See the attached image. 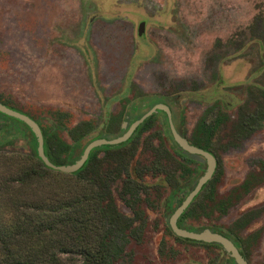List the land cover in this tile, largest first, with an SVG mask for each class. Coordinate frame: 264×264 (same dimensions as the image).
Segmentation results:
<instances>
[{
    "label": "rangeland",
    "instance_id": "374dc122",
    "mask_svg": "<svg viewBox=\"0 0 264 264\" xmlns=\"http://www.w3.org/2000/svg\"><path fill=\"white\" fill-rule=\"evenodd\" d=\"M143 95L172 106L187 140L197 121L222 113L210 146L220 193L253 170L264 176V0H0V100L68 125L92 121L97 134L111 137L129 122L128 100ZM162 120L159 113L138 152L158 142ZM6 125L0 119V152L28 154L29 134ZM197 159L180 188H193L203 174L206 163ZM90 173L99 183L97 171ZM113 193L130 216L120 190ZM149 205L147 223L135 225L142 240L126 243L121 264H228L222 247L175 236L161 200ZM188 222L234 228L247 263L264 264V180L222 216Z\"/></svg>",
    "mask_w": 264,
    "mask_h": 264
},
{
    "label": "trees",
    "instance_id": "16d2710c",
    "mask_svg": "<svg viewBox=\"0 0 264 264\" xmlns=\"http://www.w3.org/2000/svg\"><path fill=\"white\" fill-rule=\"evenodd\" d=\"M161 100L154 95L129 99L125 106L132 114L129 124L144 113L145 110L141 109L150 108ZM0 102L22 112L5 101ZM22 113L39 125L44 153L56 165L74 163L89 141L100 137L113 138L123 131L111 137L102 136L94 131L92 121L80 126L68 125L56 116L42 119L28 112ZM159 113L163 120L156 137L158 142L149 140L148 149L138 152L141 139L154 128ZM121 114L122 111L112 116L111 122H118ZM221 115L212 122L205 118L197 121L188 141L212 153V137L224 123ZM225 118L229 120L230 116L226 114ZM0 119L7 122L10 131L29 134L31 150L28 154L0 152V264H121L119 260L125 253L126 243L131 238L142 240L143 233H136L139 230L135 225L138 223L141 229L147 223L149 201L157 203L161 200L169 216L190 190L180 188L182 181L198 169L201 161L197 158L202 159L178 147L171 135L167 116L160 110L144 119L126 141L92 149L79 170L65 173L44 164L37 154L36 136L25 122L2 112ZM236 121L243 126L244 121ZM99 152H104L105 161L99 159ZM116 160L117 168L114 165ZM191 163L198 165L191 168ZM90 171H97L99 183L90 177ZM220 174L221 170L215 169L211 179L178 218V226L184 228L188 221L208 219L214 214L222 216L264 180V176L253 170L241 183L220 193L217 187ZM115 189L120 190L119 199L130 209V216L120 211L113 193ZM165 189L168 191L162 201ZM181 192L184 197L179 196ZM185 228L219 232L240 248L234 228L208 225L196 229L190 224ZM121 239L123 244L119 246ZM203 245L221 247L216 243ZM240 250L246 258L245 251ZM228 264H235L234 259H229Z\"/></svg>",
    "mask_w": 264,
    "mask_h": 264
},
{
    "label": "water",
    "instance_id": "95a60500",
    "mask_svg": "<svg viewBox=\"0 0 264 264\" xmlns=\"http://www.w3.org/2000/svg\"><path fill=\"white\" fill-rule=\"evenodd\" d=\"M143 27H144V22H141L139 24V35L141 34L140 29H142ZM158 110L164 111L166 113L171 135L175 143L178 145V147L182 151L188 154L200 156L206 163V168L203 174L199 177L193 188L189 190V192L182 200V202L176 207V209L168 217V225L172 233L175 236L186 240L199 241L205 243H216L220 245L224 250H226V252L230 255V257L234 259L235 264H248L245 257L236 247L234 242L230 238L224 236L223 234L208 229L201 231H192L178 226L177 221L180 215L186 210V208L189 206L193 198L200 192L203 185L208 180L211 179L216 168V158L208 150H205L194 144H191L183 135H181L177 131L173 123L171 111L168 105L164 103L154 104L151 108L146 110L138 119L133 121L130 124V126L127 128V130L121 135H118L113 138H105V137L95 138L86 144L81 155L74 163L67 165H56L52 163L44 153L43 135L37 122L28 115L19 112L17 110H14L6 106L2 102H0V112L22 120L34 132L37 139V154L44 162V164L54 170H58L66 173H73L79 170L87 160L89 153L91 152L92 149L102 145H117L129 139V137L133 134L137 126L149 115H151L153 112Z\"/></svg>",
    "mask_w": 264,
    "mask_h": 264
},
{
    "label": "flooded vegetation",
    "instance_id": "af4514ba",
    "mask_svg": "<svg viewBox=\"0 0 264 264\" xmlns=\"http://www.w3.org/2000/svg\"><path fill=\"white\" fill-rule=\"evenodd\" d=\"M161 99H162V100H161L160 102H157V103H164V104H166V105L169 106L170 111H171L172 120H173V117H174V110L172 109V106H171L170 104H168V102H166V100H164L163 98H161ZM155 104H156V103H155ZM151 107H152V106H151ZM151 107H150V108H151ZM148 109H149V108H148ZM148 109H146V110H148ZM146 110H145V111H146ZM145 111H144V112H145ZM158 111H160V110H158ZM163 112H164V111H163ZM164 113H165V112H164ZM165 114H166V113H165ZM129 126H130V124H129V122H128L127 126H126L124 129H122L123 131L121 130L122 132H120V133H121V134L124 133V132L127 130V128H128ZM175 127H176V126H175ZM177 131H178V130H177ZM120 133H118V134H120ZM179 133H180V132H179ZM118 134H116V135H118ZM121 134H120V135H121ZM180 134H181V133H180ZM169 216H170V215H169ZM169 216H168V217H169ZM237 248H238V247H237ZM238 249H239V251H241L240 248H238ZM242 255H243V254H242ZM245 259H246V258H245ZM246 261H247V260H246Z\"/></svg>",
    "mask_w": 264,
    "mask_h": 264
}]
</instances>
